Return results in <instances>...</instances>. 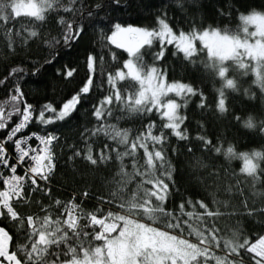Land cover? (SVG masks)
I'll use <instances>...</instances> for the list:
<instances>
[{"label":"snow or ice","instance_id":"6c2138e0","mask_svg":"<svg viewBox=\"0 0 264 264\" xmlns=\"http://www.w3.org/2000/svg\"><path fill=\"white\" fill-rule=\"evenodd\" d=\"M183 2L176 0L181 10ZM112 3L120 5V0ZM102 7L108 6L99 0L92 5L86 0H0V38L6 43L7 54H19L17 49L27 50L33 41L47 50L43 63L32 62L31 70L22 65L11 67L0 79V86L11 82L7 96L0 99V130L8 129L0 139V219L13 224L18 233V242L13 247V235L0 226V264H264V234L253 233L257 236L253 241L239 222L225 235H221L218 226V218L225 214L248 217L259 214L260 222L264 223V207H256L254 201L250 205V197L240 187V180L224 189L240 196L238 206L231 205L229 200H218L211 193L212 206L204 199L188 196L181 199L176 209L166 207L170 183L175 187V167L167 152L169 138L190 140L185 126L187 116L181 109L197 96L198 108L208 110L213 106L207 104L201 89L190 82H169L167 71L157 65L169 47L174 49L173 56L182 53L183 59L193 67L198 63L193 58L200 57L204 71L222 82L216 90L214 106L221 115L228 112L226 91H240L238 81L243 77H253L251 85L259 89L264 102V12L239 13V24L234 29L205 26L197 23L195 17H188L187 30L179 24L174 27L164 9L152 27L114 22L110 34L103 31L100 34L101 52L111 46L109 64H105L103 54L97 57L89 53L85 59L86 81L59 108L52 102L40 106L28 102L22 81L29 74L36 76L44 64L57 59L60 50L75 44L84 32L86 20L104 19L98 16ZM217 11L221 16L231 14L230 10ZM50 16L55 21V34L52 28L41 31ZM157 44L159 50L151 53L152 62L147 63L148 50ZM112 48L122 50L128 57L122 66L114 69L111 64L121 61ZM230 70L236 78L229 77ZM76 71L65 65L63 71L57 69V74L68 79ZM96 75L106 78L107 94L92 106L91 115L96 123L81 132L82 147L68 145L72 149L69 160L81 158L97 167L117 162L116 171L108 181L111 186L106 194L96 197L98 206L87 211L82 207L83 199L77 202L75 196L67 202L57 198L49 204L33 200L32 194L37 192L50 196L48 184L56 167L54 145L60 137L55 131L43 130L72 117L90 94ZM251 85L243 91L249 99H255ZM170 94L183 103L168 98ZM154 111L163 121L159 129L155 120L135 130L120 126L122 120L145 117ZM233 119L241 122L238 115ZM33 122L41 126L43 134L33 131L17 138ZM242 126L264 137V119L256 120L249 115ZM200 127H204L202 123ZM195 139L201 142L204 151L223 154L229 160L241 159L240 171L252 179L255 189V183L264 173L260 168L264 151L238 153L233 145L225 147L219 139L213 144L201 133ZM33 140L35 144L30 143ZM8 143L13 145L14 154L6 148ZM98 144L102 147H96ZM187 152L193 153L191 145ZM193 159V167H208L201 157L193 154ZM18 169H22V174H18ZM253 195L264 196V192L253 191ZM89 196L85 189L82 197ZM29 202L36 204L39 211L30 214L18 211V207ZM102 204L115 207L105 210ZM53 205L59 209L56 215L50 211ZM221 205L228 211H222ZM82 220L86 221L83 225Z\"/></svg>","mask_w":264,"mask_h":264},{"label":"trees","instance_id":"16d2710c","mask_svg":"<svg viewBox=\"0 0 264 264\" xmlns=\"http://www.w3.org/2000/svg\"><path fill=\"white\" fill-rule=\"evenodd\" d=\"M96 2L97 0H86L89 5ZM99 2L108 6L106 8L102 7L98 14L99 17H104V19L86 20L84 32L75 44L70 48L60 50L57 59L51 64H44V67L36 76L29 74L22 81V90L28 102L37 106L52 102L55 107L59 108L63 102L78 92L86 81L85 59L89 53L97 55V57L103 54L105 56V64H109L111 62L109 54L111 46L104 48L103 52H101L100 34L102 31L110 34L111 24L114 22H120L123 25L132 24L133 26L152 27L155 24L156 17L164 9L172 18L169 22L174 27L179 24L181 28L187 30L188 17H195L197 23H203L205 26L212 24L234 29L239 24V13L248 14L252 10L264 12V0H196V3L184 0L183 10L177 5L176 0H120V5L113 4L112 0H99ZM217 9H223L225 12L230 10L231 14L221 16ZM106 13H110V15L106 16ZM48 28H52L53 34H55V21L52 20L51 16L49 17V22L46 23L45 28L41 29V31H47ZM197 46L199 47L198 42ZM111 50L117 53L118 59L121 61V64L112 63L111 68L122 66V61L128 58L127 53L114 48ZM158 50V44L153 49L148 50L145 61L151 63V53ZM173 50L172 47H169L165 53V58L157 62L162 71H167L168 81L190 82L194 87L202 90L207 98V104L213 107L208 110L198 108L197 103L200 98L197 96L190 99L186 108L181 109V113L187 116L185 126L190 135V140L178 141L173 136L169 138L167 152L175 167V187L170 183L171 191L166 207L176 209L181 199L188 196L193 199H204L212 206L211 193H215L218 200H229L231 205L238 206L240 204V196L224 191L229 183L234 185L237 180L241 181L240 187L250 197V205L254 201L256 207H264V196L253 195V191L264 192V173H261V179L255 183V189H253L252 179L244 176L240 171L243 167L241 159L234 158L229 160L225 159L223 154L216 155L213 152L204 151L200 147L201 142L195 139V136L201 133L211 139L213 144H217L219 139L225 147L229 144L233 145L238 153L252 152L253 150L264 151V137L242 126V122L247 120L249 115H252L256 120L264 119V102L261 100L259 89L251 85L253 77L247 76L239 79L240 91H226L228 112L221 115L215 111L214 106L218 97L216 90L222 86V82L219 78L214 80L210 74L204 71L202 65L199 64L200 57L193 58L198 61L197 65L193 67L183 59L182 53L173 56ZM17 52L19 54L8 55L6 43L0 38V79L7 75L11 67L17 65L26 66L31 70L33 67L32 62L43 63L47 55V50L35 41L29 45L27 50L17 49ZM65 65L77 69L73 77L64 79L63 75L57 74V69L63 71ZM100 67L98 61L97 72H99ZM228 75L230 78H236V74L231 70ZM105 80L106 78L96 75L90 94L77 106V111L73 113L72 117L64 122L58 121L53 125H49L43 130V132L55 131L60 137L54 145L56 167L48 184L51 189L50 196H43L42 193L37 192L32 194L33 200H40L42 204H49L51 200L57 198L67 202L75 196L77 202L83 199L82 207L87 211L98 206L100 202L97 201L96 197L106 194L107 188L111 186L108 181L112 179L116 171L117 162L97 167L88 164L81 158L69 160L72 155V149L68 147V145L72 144L82 147L81 132L85 127H91L96 123L91 115L92 106L97 104L107 94L108 86ZM250 85L251 91L255 93V99H249L244 94L243 89L249 88ZM9 87H11L10 81L0 86V99L7 96ZM168 98L177 99L178 102L183 103L174 95L170 94ZM236 115L241 117V122L233 119ZM15 119L14 117L13 122ZM150 120L157 122V129L163 123L154 111L145 117H131L122 120L120 121V126L135 130ZM201 123L204 126L203 128L200 127ZM10 127L11 125H9ZM7 131L8 129L0 130V135L5 136ZM26 131L42 132L41 126L35 122L29 125ZM189 145L193 147V153L187 152ZM96 147H102V144H98ZM173 149H175V154H173ZM193 154L196 157H201L208 167H193L195 164ZM260 168L264 169V160L260 161ZM40 183L43 184V182ZM0 188H2V183H0ZM85 189L90 192V196L87 199L82 197V192ZM100 206L105 210L109 207H115L107 204ZM220 207L222 211H228L223 205ZM18 211L22 214H30L38 212L39 209L36 204L29 202L27 205L18 207ZM50 211L56 215L59 209L53 205ZM260 220L261 216L259 214L254 217L229 216L225 214L218 218V226L222 229L221 235H225L232 226L239 222L242 230L251 235L254 241L257 236L252 235L253 233L264 234V223H261ZM85 223L86 221H81L82 225ZM0 226L5 227L13 235L14 247L15 243L18 242L16 228L13 224H9L2 219H0ZM85 230L91 231V229ZM10 250H13V248L10 247ZM242 255H244L243 251ZM245 259H247L246 256Z\"/></svg>","mask_w":264,"mask_h":264},{"label":"built area","instance_id":"2783aa9c","mask_svg":"<svg viewBox=\"0 0 264 264\" xmlns=\"http://www.w3.org/2000/svg\"><path fill=\"white\" fill-rule=\"evenodd\" d=\"M30 132H33V131H25V132H23V133H20V134H18V137L17 138H19V136H22V135H28V133H30ZM36 132H38V131H36ZM7 134V133H6ZM41 134H43L42 132H41ZM4 136H1L0 135V139H2ZM30 143H32V144H35L36 143V141L35 140H33V141H30ZM6 148L8 149V151H9V153H13V145L11 144V143H8L7 145H6ZM14 154V153H13ZM14 162V161H13ZM7 174V173H6ZM18 174H22V169H18Z\"/></svg>","mask_w":264,"mask_h":264}]
</instances>
